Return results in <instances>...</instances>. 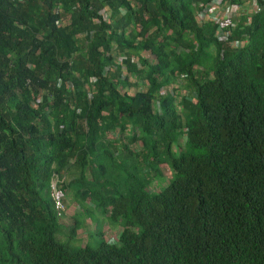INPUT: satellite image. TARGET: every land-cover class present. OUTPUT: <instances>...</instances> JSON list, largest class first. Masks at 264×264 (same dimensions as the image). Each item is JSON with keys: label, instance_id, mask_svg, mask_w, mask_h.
<instances>
[{"label": "trees", "instance_id": "1", "mask_svg": "<svg viewBox=\"0 0 264 264\" xmlns=\"http://www.w3.org/2000/svg\"><path fill=\"white\" fill-rule=\"evenodd\" d=\"M210 1L0 0V264H264V7Z\"/></svg>", "mask_w": 264, "mask_h": 264}, {"label": "built area", "instance_id": "2", "mask_svg": "<svg viewBox=\"0 0 264 264\" xmlns=\"http://www.w3.org/2000/svg\"><path fill=\"white\" fill-rule=\"evenodd\" d=\"M264 2V0H261ZM247 2V3H246ZM251 4V5H250ZM201 7V12L198 14L201 19H204L207 22H212L217 26V31L215 36L220 38L221 41L226 40V38L231 33L232 29H235L237 24L239 23L238 18L244 15H250L259 12L263 6H258L257 0H245V2H235V0H213L209 3L205 4H198ZM124 14V10L121 11ZM251 15V16H252ZM101 19L104 23L110 24L112 23V11L109 7L104 6L100 13ZM250 16V18H251ZM251 21L247 22L249 25ZM136 27V23L134 24ZM139 32L140 29L137 28ZM233 46H240L238 41L233 42ZM118 58V64L121 66L122 61L125 60V56L123 55H114ZM126 72L125 67H122V73ZM63 85L61 80L57 81V88H60ZM92 81L88 82V84L84 87L86 95L88 99L92 98L93 95V88H92ZM149 85L146 83L143 85L142 88L147 89ZM67 88L70 86L67 85ZM166 92L172 93V88H165L161 90L160 94H164ZM41 102V100H38ZM154 109L158 108V103L155 101ZM36 104L33 103L32 106L34 107ZM37 106V105H36ZM64 179H60L59 177H54L51 180V193L50 197L54 204L55 211L58 216H62L63 212H65V205L63 201V195L59 191V185L62 184Z\"/></svg>", "mask_w": 264, "mask_h": 264}, {"label": "rangeland", "instance_id": "3", "mask_svg": "<svg viewBox=\"0 0 264 264\" xmlns=\"http://www.w3.org/2000/svg\"><path fill=\"white\" fill-rule=\"evenodd\" d=\"M163 166L166 167L165 165H163ZM166 173L170 174V171H166ZM67 207H68L67 208L68 212H66L64 214V217L61 218V223L64 225V229L62 230V233L58 236V239H60V240L65 239L64 236H67L69 234L70 228L73 226L74 218L76 217V215L71 217L72 215L69 214V213H73V214L75 213V214H78L79 216L80 215L81 216L84 215V214H82V211L79 208L75 207L74 203H72L70 200H68ZM79 220H80V218H79ZM84 224H85V226L82 227L83 229H80L79 231H77V238L72 243L74 246H78L79 244H81L80 240L82 241V243H84L86 241L87 242L90 241L92 244H94V242H95V240L93 238L90 239V235L88 234L89 231H91L92 229L95 228V224L92 223L91 220L87 216H85V218H84ZM104 226H106V224ZM103 231H104V233L102 234V236H103L104 240H109L110 239L108 231L111 232V234H110L111 236L112 235L113 236L116 235V233H115L116 230H113L110 227H108L107 229H105ZM80 238H82V239H80Z\"/></svg>", "mask_w": 264, "mask_h": 264}, {"label": "clouds", "instance_id": "4", "mask_svg": "<svg viewBox=\"0 0 264 264\" xmlns=\"http://www.w3.org/2000/svg\"><path fill=\"white\" fill-rule=\"evenodd\" d=\"M211 1H213V0H211ZM211 1H210V2H211ZM238 1H240V2H242V1L245 2V0H235V2H238ZM208 3H209V2H208ZM246 3H247V2H246ZM257 3H258L259 8H260V6H263V7H264V2H263V1H261V0H257ZM250 5H251V4H250ZM103 8H104V7H103ZM103 8H102V9H103ZM102 9H101V10H102ZM262 9H263V8H262ZM262 9H261V10H262ZM261 10H260L259 12H261ZM259 12H257V13H259ZM257 13H254V14H257ZM254 14H253V15H254ZM112 16H113V14H112ZM112 18H113V17H112ZM240 18H241V17H240ZM238 19H239V18H238ZM249 20H250V19H249ZM112 21H113V20H112ZM154 110H155V109H154ZM63 182H64V181H63ZM64 205H65V209H66V203H64ZM66 211L68 212L67 209L65 210V213H66ZM61 217H64V214H62Z\"/></svg>", "mask_w": 264, "mask_h": 264}, {"label": "crops", "instance_id": "5", "mask_svg": "<svg viewBox=\"0 0 264 264\" xmlns=\"http://www.w3.org/2000/svg\"><path fill=\"white\" fill-rule=\"evenodd\" d=\"M67 212V211H66Z\"/></svg>", "mask_w": 264, "mask_h": 264}]
</instances>
